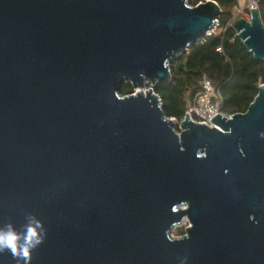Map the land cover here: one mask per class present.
Returning <instances> with one entry per match:
<instances>
[{
  "label": "water",
  "instance_id": "water-1",
  "mask_svg": "<svg viewBox=\"0 0 264 264\" xmlns=\"http://www.w3.org/2000/svg\"><path fill=\"white\" fill-rule=\"evenodd\" d=\"M207 0H0V264H264V84L212 126L153 87L217 27ZM231 27L264 62L259 11ZM128 82L133 93L120 96ZM188 222L185 234L171 231Z\"/></svg>",
  "mask_w": 264,
  "mask_h": 264
},
{
  "label": "trees",
  "instance_id": "trees-1",
  "mask_svg": "<svg viewBox=\"0 0 264 264\" xmlns=\"http://www.w3.org/2000/svg\"><path fill=\"white\" fill-rule=\"evenodd\" d=\"M207 0H189L196 6ZM221 10L214 32L201 43L192 45L170 64L172 80L157 83L153 90L160 98L163 112L177 122L183 119L185 107L201 89L203 77L210 80L222 98L221 111L225 115L244 113L264 84V62L255 60L242 42L235 39L231 25L240 17L238 0H212ZM260 22L264 26V0H255ZM120 96L133 93L128 82L118 86ZM179 132L178 124L174 126ZM184 235V229L177 231Z\"/></svg>",
  "mask_w": 264,
  "mask_h": 264
},
{
  "label": "built area",
  "instance_id": "built-area-1",
  "mask_svg": "<svg viewBox=\"0 0 264 264\" xmlns=\"http://www.w3.org/2000/svg\"><path fill=\"white\" fill-rule=\"evenodd\" d=\"M245 8L237 10L240 17L249 19L250 8L257 9L255 0H245ZM244 11L248 16H245ZM218 25V24H217ZM222 98L218 91H215L210 80L203 77L201 81V89L195 94L192 101L185 107V114L190 119L206 126H212L211 119L216 115H224L221 111ZM175 123L176 119L171 118ZM176 124V123H175Z\"/></svg>",
  "mask_w": 264,
  "mask_h": 264
},
{
  "label": "clouds",
  "instance_id": "clouds-1",
  "mask_svg": "<svg viewBox=\"0 0 264 264\" xmlns=\"http://www.w3.org/2000/svg\"><path fill=\"white\" fill-rule=\"evenodd\" d=\"M20 239L21 237L14 231L0 234V248L10 250L14 257H21L27 262L32 249L40 243L36 228L29 226L27 234L24 236L25 244L23 247L19 244Z\"/></svg>",
  "mask_w": 264,
  "mask_h": 264
},
{
  "label": "rangeland",
  "instance_id": "rangeland-1",
  "mask_svg": "<svg viewBox=\"0 0 264 264\" xmlns=\"http://www.w3.org/2000/svg\"><path fill=\"white\" fill-rule=\"evenodd\" d=\"M188 1L189 0H187V3H188ZM245 0H238V5H237V10H242V9H244L245 8ZM244 14H245V16H248L247 15V12H245L244 11ZM176 124H178L179 122H175ZM175 124V125H176ZM188 226V222L185 220L180 226H177V227H175L172 231H171V233H170V236L172 237V238H180V237H182L183 235H178V233H177V231L179 230V229H184L185 230V228Z\"/></svg>",
  "mask_w": 264,
  "mask_h": 264
}]
</instances>
